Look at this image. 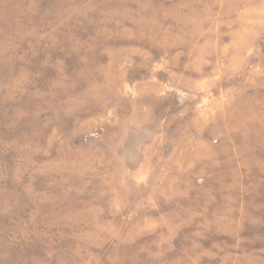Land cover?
<instances>
[{
	"label": "rangeland",
	"instance_id": "obj_1",
	"mask_svg": "<svg viewBox=\"0 0 264 264\" xmlns=\"http://www.w3.org/2000/svg\"><path fill=\"white\" fill-rule=\"evenodd\" d=\"M0 264H264V0H0Z\"/></svg>",
	"mask_w": 264,
	"mask_h": 264
}]
</instances>
